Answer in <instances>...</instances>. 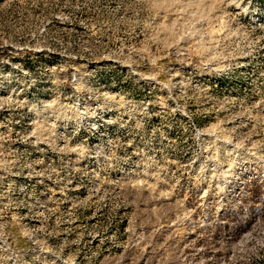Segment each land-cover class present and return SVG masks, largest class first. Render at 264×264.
Returning a JSON list of instances; mask_svg holds the SVG:
<instances>
[{"label":"rangeland","instance_id":"rangeland-1","mask_svg":"<svg viewBox=\"0 0 264 264\" xmlns=\"http://www.w3.org/2000/svg\"><path fill=\"white\" fill-rule=\"evenodd\" d=\"M0 264H264V0H0Z\"/></svg>","mask_w":264,"mask_h":264}]
</instances>
